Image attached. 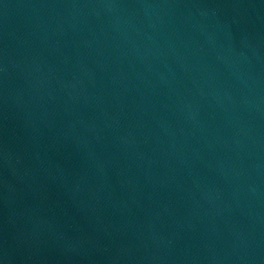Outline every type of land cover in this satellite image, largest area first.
<instances>
[{
  "label": "water",
  "instance_id": "obj_1",
  "mask_svg": "<svg viewBox=\"0 0 264 264\" xmlns=\"http://www.w3.org/2000/svg\"><path fill=\"white\" fill-rule=\"evenodd\" d=\"M9 264H264V0H0Z\"/></svg>",
  "mask_w": 264,
  "mask_h": 264
}]
</instances>
